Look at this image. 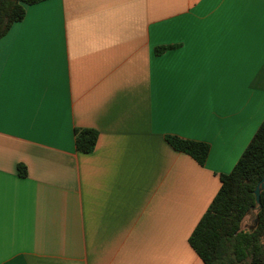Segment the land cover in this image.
<instances>
[{
  "label": "crops",
  "instance_id": "crops-1",
  "mask_svg": "<svg viewBox=\"0 0 264 264\" xmlns=\"http://www.w3.org/2000/svg\"><path fill=\"white\" fill-rule=\"evenodd\" d=\"M263 118L264 0L26 5L0 38V264H202L188 237Z\"/></svg>",
  "mask_w": 264,
  "mask_h": 264
},
{
  "label": "trees",
  "instance_id": "trees-1",
  "mask_svg": "<svg viewBox=\"0 0 264 264\" xmlns=\"http://www.w3.org/2000/svg\"><path fill=\"white\" fill-rule=\"evenodd\" d=\"M45 0H0V38L11 25L23 19L25 6ZM167 48L155 50L157 54ZM98 133L93 129H74L75 148L91 153ZM167 143L176 151L190 156L203 166L209 145L167 136ZM19 174L25 168L18 166ZM264 174V118L229 173L220 174V186L209 206L188 237V244L202 264H264V190L259 208L253 191ZM255 223L246 230L243 220L256 209Z\"/></svg>",
  "mask_w": 264,
  "mask_h": 264
},
{
  "label": "water",
  "instance_id": "water-1",
  "mask_svg": "<svg viewBox=\"0 0 264 264\" xmlns=\"http://www.w3.org/2000/svg\"><path fill=\"white\" fill-rule=\"evenodd\" d=\"M264 190V174H263V177L261 178V180L258 182V184L255 186V189L253 191V194H254V197H255V202L257 204V208H259V203H260V192ZM256 209H252V210H257ZM251 210V211H252ZM255 223V221H254Z\"/></svg>",
  "mask_w": 264,
  "mask_h": 264
},
{
  "label": "rangeland",
  "instance_id": "rangeland-1",
  "mask_svg": "<svg viewBox=\"0 0 264 264\" xmlns=\"http://www.w3.org/2000/svg\"><path fill=\"white\" fill-rule=\"evenodd\" d=\"M255 210H252L246 219L243 221L242 227L246 230H249L253 227L255 221Z\"/></svg>",
  "mask_w": 264,
  "mask_h": 264
}]
</instances>
